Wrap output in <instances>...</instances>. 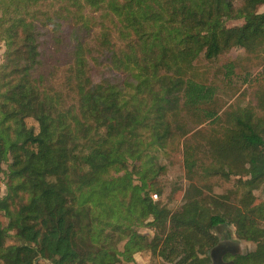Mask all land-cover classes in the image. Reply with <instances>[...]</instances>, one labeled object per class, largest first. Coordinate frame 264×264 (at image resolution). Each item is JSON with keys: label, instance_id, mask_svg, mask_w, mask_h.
Returning <instances> with one entry per match:
<instances>
[{"label": "rangeland", "instance_id": "rangeland-1", "mask_svg": "<svg viewBox=\"0 0 264 264\" xmlns=\"http://www.w3.org/2000/svg\"><path fill=\"white\" fill-rule=\"evenodd\" d=\"M109 1L90 5L87 0H0V97L6 96L4 89L29 78L43 94L56 99L53 112H60L61 119L70 123L56 136L65 140L69 152L68 169L59 187L67 194V204L81 210L79 216L74 213V227L84 262L77 264H137L133 257L149 260L147 264H165L151 247L162 242L170 224L154 223V216L144 211V197L147 204L154 202L170 212L192 199H204L223 213L250 203L257 209L251 216L264 228V176L245 198L248 165L228 143L230 130L245 113L257 122L264 138V38L245 47H226L208 59L203 50L207 31L191 27L194 17L184 21L181 0H166L176 9L154 19L145 9L147 0L131 13L127 7L122 16L109 7ZM163 1L155 0L156 5ZM185 1L194 5L198 0ZM230 1L228 12L225 7L216 10L218 1L204 0L206 10L193 15L204 13L206 18L213 11L222 27L242 26L241 9L247 0ZM256 11L263 13L264 4ZM21 16L33 24L38 36L39 61L27 76L24 32L13 25ZM7 40L13 43L10 56ZM78 55L83 56V65ZM185 79L211 86L212 99L199 109L187 105L183 91L173 86L175 80ZM99 86L117 88L118 104L129 115L107 137H103L107 127L80 109L83 89L88 92ZM170 98L176 104H169ZM25 121L38 132L33 115ZM107 142L115 149L112 159L119 161L95 171L86 155L91 146ZM257 152L264 155V147ZM8 164L3 165L6 170ZM8 191V175L1 173V198ZM32 197L18 189L11 209L18 211ZM7 222L0 212V223L5 226ZM236 230L234 224L212 229L217 247L231 248L224 257L228 262L257 248V242L238 237ZM9 234L4 248L22 243L14 231Z\"/></svg>", "mask_w": 264, "mask_h": 264}, {"label": "trees", "instance_id": "trees-1", "mask_svg": "<svg viewBox=\"0 0 264 264\" xmlns=\"http://www.w3.org/2000/svg\"><path fill=\"white\" fill-rule=\"evenodd\" d=\"M87 1H90V5H95L98 0ZM142 1L126 0L125 4L121 5L118 0H110L108 5L122 16L127 12L123 11L127 7H131V13L137 6H141ZM217 1V11L225 7L229 12L232 7L230 0H223L221 4L220 0H214ZM157 2L159 3V0ZM259 4H264V0H247L241 9L245 23L232 28L222 27L217 19L213 18V11L206 18L202 17L204 13L199 17L194 16L198 10H206L204 0L195 1L194 5H188L185 0H181L179 5L184 21L194 17L195 22L189 19L192 22L191 27H201L207 31L203 50L206 58L213 59L226 47H245L252 40L264 38V12L256 11ZM145 5L146 11L153 19L163 18L165 10L176 9L174 5L170 7L166 0L159 5H156L155 0H147ZM14 21V27H22L24 32V75L27 76L29 70L39 61L38 36L34 32L33 24L27 22L24 17H18ZM199 34L197 32L194 36L191 33L188 35L195 38ZM9 44L13 43L7 40V56L12 55ZM155 58L154 61L158 62L156 56ZM77 59L81 65L84 64L83 56L78 55ZM229 68L228 74L232 71V65ZM173 86L183 91L187 105L197 109L212 99V87L193 79L175 80ZM1 89L3 83L0 78ZM116 93L117 88L103 86L93 91H82L81 112L107 127L103 137L113 135L121 118L129 117L128 113H124L120 108ZM4 94L5 97H0V174L8 175L10 191L7 196H0V212L8 218L5 226L0 223V264H45L42 260H48L51 264L84 262L80 248L75 242L74 227L75 214L81 215V210H75L67 204V194L65 195L59 187L68 169L66 161L69 152L65 140L57 138L56 135L70 123L61 119L63 115L60 112H53L56 99L43 94L29 78H21L14 85L4 89ZM167 102L176 104L172 98ZM29 115H33L38 122V132L34 127L27 125L25 119ZM209 115L213 114L210 112ZM237 124L234 130H230L228 143L229 148L238 151L248 165L245 173H249L250 178L243 182L248 186L244 194L246 198L251 196L257 182L264 176V155L257 152L258 148L264 147V138L250 114L240 116ZM83 130L87 132L88 128L83 127ZM108 143L97 148L91 146L86 155L87 163L96 169L95 171L102 172L119 161L118 158L112 159L115 149ZM4 164H8L7 170L3 167ZM187 164L192 165L189 161ZM137 188L138 185L135 186V189ZM18 189L31 193L33 197L30 204L15 212L10 203ZM145 200L146 197L142 199L144 211L154 216V223L161 225L168 221L170 224L162 242L153 243L151 247L153 254H157L165 264H210L218 245V238L212 233V229L231 224L236 226L238 237L257 242V248L252 252L237 255L229 264H264V228L260 227L257 218L251 216L257 209L250 203L243 209L236 208L234 211H228L230 213H223L218 207L207 205L204 199H192L178 211L170 212L160 209L154 202L147 204ZM11 231L15 232V236L22 243L4 248L5 238ZM155 237L156 240L159 239L158 235Z\"/></svg>", "mask_w": 264, "mask_h": 264}, {"label": "flooded vegetation", "instance_id": "flooded-vegetation-1", "mask_svg": "<svg viewBox=\"0 0 264 264\" xmlns=\"http://www.w3.org/2000/svg\"><path fill=\"white\" fill-rule=\"evenodd\" d=\"M231 248L228 245L218 246L213 252V264H229L224 260L225 255L230 252Z\"/></svg>", "mask_w": 264, "mask_h": 264}, {"label": "crops", "instance_id": "crops-1", "mask_svg": "<svg viewBox=\"0 0 264 264\" xmlns=\"http://www.w3.org/2000/svg\"><path fill=\"white\" fill-rule=\"evenodd\" d=\"M135 260L137 261L138 264H147V263H149V260H146L144 262L139 261L137 258H135Z\"/></svg>", "mask_w": 264, "mask_h": 264}]
</instances>
